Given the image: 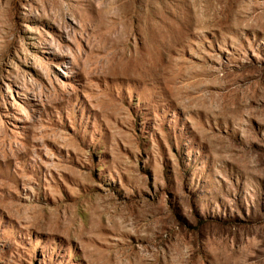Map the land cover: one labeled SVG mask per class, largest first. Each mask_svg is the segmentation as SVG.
Masks as SVG:
<instances>
[{
	"label": "rangeland",
	"instance_id": "rangeland-1",
	"mask_svg": "<svg viewBox=\"0 0 264 264\" xmlns=\"http://www.w3.org/2000/svg\"><path fill=\"white\" fill-rule=\"evenodd\" d=\"M0 264H264V0H0Z\"/></svg>",
	"mask_w": 264,
	"mask_h": 264
}]
</instances>
